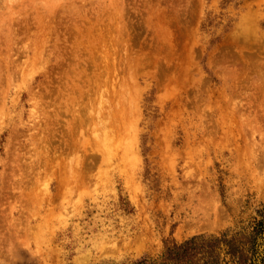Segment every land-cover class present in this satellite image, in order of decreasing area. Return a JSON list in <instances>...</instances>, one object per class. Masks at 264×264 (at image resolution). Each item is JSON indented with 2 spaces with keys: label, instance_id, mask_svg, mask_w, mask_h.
I'll return each mask as SVG.
<instances>
[{
  "label": "rangeland",
  "instance_id": "obj_1",
  "mask_svg": "<svg viewBox=\"0 0 264 264\" xmlns=\"http://www.w3.org/2000/svg\"><path fill=\"white\" fill-rule=\"evenodd\" d=\"M195 238L264 264V0H0V264Z\"/></svg>",
  "mask_w": 264,
  "mask_h": 264
},
{
  "label": "trees",
  "instance_id": "obj_2",
  "mask_svg": "<svg viewBox=\"0 0 264 264\" xmlns=\"http://www.w3.org/2000/svg\"><path fill=\"white\" fill-rule=\"evenodd\" d=\"M205 250L203 239L195 238L182 246L176 245L167 249L161 262L145 259L133 264H201V258H204V254L206 253ZM209 260L217 264L216 256L211 254Z\"/></svg>",
  "mask_w": 264,
  "mask_h": 264
},
{
  "label": "bare ground",
  "instance_id": "obj_3",
  "mask_svg": "<svg viewBox=\"0 0 264 264\" xmlns=\"http://www.w3.org/2000/svg\"><path fill=\"white\" fill-rule=\"evenodd\" d=\"M48 22H49V21H48ZM44 23H45V22H44ZM47 24H48V23H47ZM47 24H45V25H47ZM23 29H24V28H23ZM26 31H27V30H26ZM48 32H49V31H48ZM87 32H88V31H87ZM52 33H53V32H52ZM93 33H94V32H93ZM70 34H71V33H70ZM73 34H74V33H73ZM75 34H76V32H75ZM95 34H96V33H95ZM95 34H94V35H95ZM50 35H51V34H50ZM52 35H54V34H52ZM52 35H51V36H52ZM73 36H74V35H73ZM95 36H96V35H95ZM71 37H72V36H71ZM71 37H69V39H70ZM97 37H98V36H97ZM46 38H47V37H46ZM69 39H68V40H69ZM71 39H72V38H71ZM46 40H47V39H46ZM73 40H74V39H73ZM63 42H64V41H63ZM64 43H65V42H64ZM68 43H69V42H68ZM71 43H72V42H71ZM84 43H85V42H84ZM44 45H45V44H44ZM47 45H48V44H47ZM45 46H46V45H45ZM65 48H66V47H65ZM69 48H70V47H69ZM87 48H88V47H87ZM42 49H43V48H42ZM24 51H25V50H24ZM52 52H53V51H52ZM44 53H45V52H44ZM40 54H42V53H40ZM40 54H39V55H40ZM46 54H47V52H46ZM26 57H27V56H26ZM44 57H45V55H44ZM41 58H42V57H41ZM42 61H43V60H42ZM49 61H50V60H49ZM49 61H48V62H49ZM6 62H7V61H6ZM20 68H21V67H20ZM5 69H6V68H5ZM10 70H11V69H10ZM21 70H22V68H21ZM13 73H14V72H13ZM13 73H12V74H13ZM10 75H11V74H10ZM15 75H16V73H15ZM18 75H19V74H18ZM11 76H12V75H11ZM29 76H30V75H29ZM14 77H16V76H14ZM19 79H20V77H19ZM74 88H75V87H74ZM70 91H71V90H70ZM73 125H74V124H73ZM74 126H75V125H74ZM74 126H73V128H74ZM67 131H68V130H67Z\"/></svg>",
  "mask_w": 264,
  "mask_h": 264
}]
</instances>
